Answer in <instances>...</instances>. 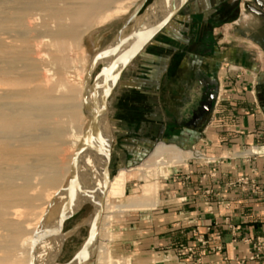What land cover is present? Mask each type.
<instances>
[{"label":"crops","instance_id":"crops-1","mask_svg":"<svg viewBox=\"0 0 264 264\" xmlns=\"http://www.w3.org/2000/svg\"><path fill=\"white\" fill-rule=\"evenodd\" d=\"M246 4L264 11V0H187L124 68L107 100L110 166L126 169L124 194L139 181L129 174L158 142L210 159L192 154L169 167L156 180L159 203L156 193L130 210L147 212L136 232L147 252L187 255L194 247L202 264H258L248 256L264 240V15ZM207 83L216 98L194 126V94ZM241 177L247 184L237 183ZM72 247L63 264L81 248Z\"/></svg>","mask_w":264,"mask_h":264},{"label":"bare ground","instance_id":"bare-ground-1","mask_svg":"<svg viewBox=\"0 0 264 264\" xmlns=\"http://www.w3.org/2000/svg\"><path fill=\"white\" fill-rule=\"evenodd\" d=\"M123 1L0 0V264H56L63 241V236L53 235L58 212H74L86 203L94 210L102 189V206L108 211L122 189L125 168L106 181L107 117L96 122L94 133L85 134L92 99L97 102L106 86L91 95L90 69L82 64L78 71L76 64L82 61L77 54L82 36ZM177 4L178 0H154L131 32L136 35L156 24ZM125 36L119 32L92 61ZM102 55L92 62L93 68L117 56L115 49ZM80 144L84 150L75 158ZM192 154L158 142L133 170L147 176L156 167L180 164ZM74 168L76 185L69 196L71 176L66 178ZM156 185L147 182L141 196L118 208L124 212L149 204ZM53 203L51 224L41 225ZM93 210L82 224H90ZM95 252L99 264L110 262L96 246Z\"/></svg>","mask_w":264,"mask_h":264},{"label":"rangeland","instance_id":"rangeland-1","mask_svg":"<svg viewBox=\"0 0 264 264\" xmlns=\"http://www.w3.org/2000/svg\"><path fill=\"white\" fill-rule=\"evenodd\" d=\"M153 1L154 0H125L120 3V6H119L120 8L118 7L119 4H117L118 9L114 11L107 19L100 22L98 25L96 24V26H94L91 30L86 32L80 40V48L77 52L80 59H82L81 63L76 64L77 70L80 71L79 68L82 66V64H84L83 67L85 66L84 68L88 70L89 67L92 65V62H94L97 59L99 60L102 54L99 55L96 59H94V61H92L93 60L92 58L96 54H98L99 51L106 48L115 39V37L117 36L119 32H121L124 35L125 34L127 35L128 33L132 31L131 29L139 26L140 24L138 20L140 16L144 14L145 9L148 11H151V9H149L151 8V6L150 7L148 6ZM74 55L75 54L73 52L71 51L69 52L70 57H74ZM89 62H91V65ZM101 68H102L101 63L100 64L98 63L94 67L90 75V80H89L90 82H92L93 78L96 76V74L100 71ZM116 88H119V87H116ZM117 91L120 92L119 90ZM112 98H113V93L108 99V104H111ZM110 118H112V113L111 114L109 113V116L107 119V131H108L109 136H111V126L113 124L112 123L113 120H111ZM107 143H108L107 152L110 155V144H111L110 137ZM165 144H168V143H165ZM252 148H255V146H251L250 148H248L247 149L248 152L251 151ZM257 153H259L257 150L252 152L253 155H258ZM146 157L147 155L145 156V158ZM145 158H142V159H145ZM140 161L142 162L143 160H140ZM169 167L171 166H166L163 168L160 166L156 167L155 171L148 172L149 175L147 176H144L146 174H143L141 172L130 173L129 176H131V178L139 180L136 182L137 186L134 188V191L126 192V194H124L125 190L118 189L117 192H119V194L114 197L112 208L107 211V210H104L102 206V214H101L100 223L97 229V239H96L95 246L98 247L99 250L101 249L102 256H103L102 258H104L106 255L110 257V262H108V264H202L200 259L195 256L194 247L187 249V252H188L187 255L184 253L183 250H179V249L175 253H169L168 251L170 249L167 248L164 252H162V254H156L157 250L147 252L141 249L137 244L138 235H136V232L138 228V222L143 217L146 216L147 212L146 211H130V210H126L123 212V211H120V209L118 208V206L125 203L127 199L140 196L142 193V187L146 185L147 182L156 183V180H157V182L160 184L159 182L160 175L165 176V174H167ZM161 170L164 172L160 174ZM114 174L115 172H110V175L113 176ZM153 174L154 176L152 177L151 175ZM70 176H72V173H70L67 176L66 180ZM127 177L128 176L124 177L125 179L123 180V182H126V179H129ZM153 179H155V181H151ZM156 193H158V196ZM153 195L157 196V204H158L160 200V193H159L158 186H157V191L154 192L151 196ZM53 201L55 202L56 200H53ZM54 205L55 204L53 203L50 209L48 210V213L44 214L43 216L44 219L42 220L41 225L48 226L51 224V220L56 214L55 213L56 208L53 207ZM153 207L154 206L150 208H153ZM91 212H92V207L86 203V205H84L82 209L81 215L78 218H76V220H74L73 222L77 221L81 217L87 218ZM106 216L111 217L110 218L111 220L110 219L105 220ZM84 226H85L83 227L84 229L79 231V237H78L79 241H82L86 236L87 227L86 225ZM30 230L31 229L28 228L27 231H30ZM194 238L195 239L198 238L196 239L197 240L196 242L202 243V240L199 239L197 231L196 232L194 231ZM253 245H252L251 252H249L250 254L248 256V259L258 261V264H262L263 263L262 255L264 254H259L258 258H253V259L249 258L251 254L256 252L253 250ZM66 258L67 256L61 257L60 260H64ZM100 259L101 258L99 257V252L98 253L95 252V247H94L90 260L86 261L84 264H99ZM102 261H104V259H102Z\"/></svg>","mask_w":264,"mask_h":264},{"label":"water","instance_id":"water-1","mask_svg":"<svg viewBox=\"0 0 264 264\" xmlns=\"http://www.w3.org/2000/svg\"><path fill=\"white\" fill-rule=\"evenodd\" d=\"M187 0H178V4L171 9L163 18H161L156 24L146 28L139 34H134L130 32L127 34L122 40H119L117 44L114 46L107 48L106 51H102L103 55L110 54L115 49V56L108 65L102 64V68L100 71L96 74V76L93 78L92 82H90L89 93H93L94 90H97L98 87L106 86L104 87V90L101 94V97L96 102V99H92V104L90 108L88 109V117L89 120L87 122L86 128H85V134L88 135L89 133H94V130L96 129V122L101 120L103 117L106 116V105L107 100L114 89L115 85L117 84L120 75L124 68L129 64L130 61L133 60V58L143 49V47L151 41V39L158 33L160 30L178 13V11L182 8V6L186 3ZM134 39L130 44L127 42L131 39ZM114 53V52H113ZM102 55V56H103ZM88 70L87 76L90 79V75L92 70L94 69L91 65V67ZM102 79V83H98L99 79ZM216 93V92H215ZM216 96H213V99ZM87 104V103H86ZM87 107V106H86ZM84 145L80 144L76 157L78 158L80 154L84 150ZM104 160H105V175H106V181L109 180V172H108V166L110 161V155L107 152V154H104ZM76 169L74 168L72 170V176L71 181L68 186L69 190V196L72 194L73 187L76 185V176H75ZM105 188V187H104ZM104 189H102L99 199L97 201L96 208L93 210V213L91 215V222L89 225H86L88 227V234L83 242L80 250L76 253V255L73 257V259L68 264H81L82 262H86L90 260L92 251L96 245V239H97V229L98 225L100 223V218L102 214V198H103ZM68 211H62L56 218V225L55 228L59 232L60 227L62 224V221L66 217ZM36 240L38 239L35 237ZM58 238V236H57Z\"/></svg>","mask_w":264,"mask_h":264},{"label":"flooded vegetation","instance_id":"flooded-vegetation-1","mask_svg":"<svg viewBox=\"0 0 264 264\" xmlns=\"http://www.w3.org/2000/svg\"><path fill=\"white\" fill-rule=\"evenodd\" d=\"M244 9L251 11V12L253 11V12H257V13H262L264 15V11H256V9H254L249 4H246V6H244ZM208 82H210V81H208ZM203 88L204 89H203L201 94H197V93L194 94V98L196 100V107L191 110V115L188 118V123L192 124L194 126H198L202 120L206 119L209 116L213 102L215 101V98H216L215 97L213 99V96L214 95L216 96V93H215L216 88L213 87V85L210 86L209 83H207L206 86ZM108 172H109V180H110L112 178V175H110V172H114L111 169L110 161H109V166H108ZM87 204H89V203H87ZM84 205H86V204H83L78 210H76L74 212H68L66 217L62 221L60 231L57 232V230L55 229L56 233L53 232V235H56V236H54L56 238H57V236H58V238L63 236V241H62L60 251L54 260L56 264H63L65 259L64 260H60V259H61V257L67 256V254L63 255L64 252H66V251L70 252V251L74 250V247H72V245L75 247L76 246L81 247L83 242L85 241V239L87 237L88 227L86 226L87 232H86V236H85L84 240H82V241L78 240L79 231H81L82 229H84L83 227H85L84 224H82V221L84 220L83 218H85V217H81L77 221L73 222L74 220H76V218H78L81 215V212H82ZM89 205L92 207L91 204H89ZM59 213L60 212H58L56 217H58ZM73 228H75V229H73ZM57 233H59V234H57ZM53 235L51 237H53Z\"/></svg>","mask_w":264,"mask_h":264},{"label":"built area","instance_id":"built-area-1","mask_svg":"<svg viewBox=\"0 0 264 264\" xmlns=\"http://www.w3.org/2000/svg\"><path fill=\"white\" fill-rule=\"evenodd\" d=\"M197 154H198V156H196V157L198 159L204 160L206 162L210 161V159L206 158L203 154L196 153V155ZM247 181H248L247 178L241 177L240 179L237 180V183L245 185V184H247ZM254 189H255V187L252 186V191H254ZM253 250L256 252L250 255V257H249L250 259L258 258L259 254H264V240L258 239L257 242L253 245Z\"/></svg>","mask_w":264,"mask_h":264}]
</instances>
